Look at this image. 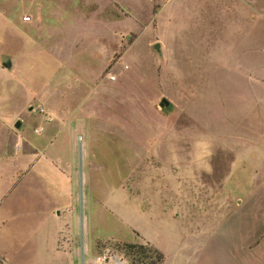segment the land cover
Wrapping results in <instances>:
<instances>
[{
	"label": "rangeland",
	"instance_id": "1",
	"mask_svg": "<svg viewBox=\"0 0 264 264\" xmlns=\"http://www.w3.org/2000/svg\"><path fill=\"white\" fill-rule=\"evenodd\" d=\"M79 1L54 0L53 33L37 31L43 66L27 75L38 98L21 131L60 130L51 151L68 141L80 242L86 217L93 255L147 264L127 254L149 248L134 228L172 231L194 204L264 202V0H92L89 12ZM48 161L31 159L23 178L42 172L54 187ZM159 211L169 217L147 213Z\"/></svg>",
	"mask_w": 264,
	"mask_h": 264
},
{
	"label": "crops",
	"instance_id": "2",
	"mask_svg": "<svg viewBox=\"0 0 264 264\" xmlns=\"http://www.w3.org/2000/svg\"><path fill=\"white\" fill-rule=\"evenodd\" d=\"M53 1L0 0V264H93L91 248L98 234L93 236L94 227L85 217L82 242L79 240L68 141L63 151H51V144L62 138L60 130L51 136L41 134L34 141L21 131L28 117L32 118L30 103L38 98L33 91L36 78L27 75L28 68L35 72V67L43 66L37 31L45 25L44 35L50 36L51 26L56 24L52 19L59 13ZM91 5L88 0V12ZM72 6H66V16ZM23 143L28 147L33 144L36 151L28 152L26 147V154L20 155ZM6 144L11 145V151L5 150ZM41 157L49 158L42 166L51 170L52 188L43 186L42 172H35L29 181L23 178L27 174L23 170L33 167L28 164L31 159ZM196 194H200L198 188ZM209 206L203 209V205L194 204L192 214L180 213L174 226H166L172 231L134 228V238L161 254L159 264H264V202ZM147 213L149 217H169L164 211ZM257 239L258 246L251 248Z\"/></svg>",
	"mask_w": 264,
	"mask_h": 264
},
{
	"label": "built area",
	"instance_id": "3",
	"mask_svg": "<svg viewBox=\"0 0 264 264\" xmlns=\"http://www.w3.org/2000/svg\"><path fill=\"white\" fill-rule=\"evenodd\" d=\"M22 20L27 21L28 17H23ZM93 264H128V260L117 250L105 247L94 255Z\"/></svg>",
	"mask_w": 264,
	"mask_h": 264
},
{
	"label": "trees",
	"instance_id": "4",
	"mask_svg": "<svg viewBox=\"0 0 264 264\" xmlns=\"http://www.w3.org/2000/svg\"><path fill=\"white\" fill-rule=\"evenodd\" d=\"M144 248L141 245L138 244H128L126 246L127 248V254L131 257H134L135 255L137 256V259H147L148 263L147 264H159L162 256L160 253H158L156 250L150 248ZM152 249V250H151ZM150 252L151 254H154L153 256V261H151V256L147 255L146 253Z\"/></svg>",
	"mask_w": 264,
	"mask_h": 264
},
{
	"label": "water",
	"instance_id": "5",
	"mask_svg": "<svg viewBox=\"0 0 264 264\" xmlns=\"http://www.w3.org/2000/svg\"><path fill=\"white\" fill-rule=\"evenodd\" d=\"M164 105L166 106L167 102L164 99H161L160 103H159V106H164ZM17 125H18V123L15 124V126H17Z\"/></svg>",
	"mask_w": 264,
	"mask_h": 264
}]
</instances>
